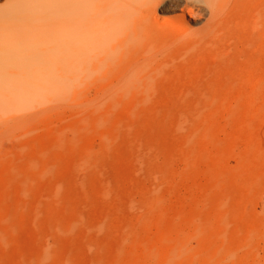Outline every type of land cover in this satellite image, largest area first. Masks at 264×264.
<instances>
[{
  "label": "rangeland",
  "instance_id": "obj_1",
  "mask_svg": "<svg viewBox=\"0 0 264 264\" xmlns=\"http://www.w3.org/2000/svg\"><path fill=\"white\" fill-rule=\"evenodd\" d=\"M153 2L0 0V264H264V0Z\"/></svg>",
  "mask_w": 264,
  "mask_h": 264
},
{
  "label": "bare ground",
  "instance_id": "obj_2",
  "mask_svg": "<svg viewBox=\"0 0 264 264\" xmlns=\"http://www.w3.org/2000/svg\"><path fill=\"white\" fill-rule=\"evenodd\" d=\"M165 1L167 0H154L153 8H157L159 4ZM184 2L183 6L190 17L196 18L199 16V14L194 13L195 10L198 12L204 9L208 13V19L203 25L205 32H212L215 30L222 6L228 4V0H184ZM163 5L165 8H168L167 4L163 3Z\"/></svg>",
  "mask_w": 264,
  "mask_h": 264
}]
</instances>
